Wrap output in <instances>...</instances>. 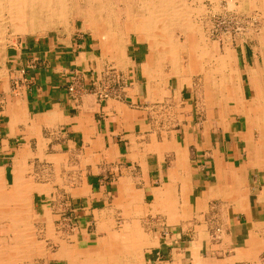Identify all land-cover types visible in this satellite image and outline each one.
Wrapping results in <instances>:
<instances>
[{"label":"crops","instance_id":"0c3cea01","mask_svg":"<svg viewBox=\"0 0 264 264\" xmlns=\"http://www.w3.org/2000/svg\"><path fill=\"white\" fill-rule=\"evenodd\" d=\"M175 29L151 42L134 28L119 53L112 36L65 26L1 47L0 205H19L39 185L31 208L48 223L45 206L61 194L47 192L65 189L74 227L67 241L49 232L60 241L49 264H133L108 257L126 223L135 246L139 220L150 222L147 264H264V152L249 155L243 112L264 104L255 100L264 92V35L209 38L214 50L205 52L194 32L177 38ZM108 68L121 76L120 100L96 96ZM5 215L9 226L19 220Z\"/></svg>","mask_w":264,"mask_h":264},{"label":"bare ground","instance_id":"6f19581e","mask_svg":"<svg viewBox=\"0 0 264 264\" xmlns=\"http://www.w3.org/2000/svg\"><path fill=\"white\" fill-rule=\"evenodd\" d=\"M123 1L125 2V4H127L126 5L127 7L125 6L126 9L127 10H129L128 8L131 9V7H129L128 5L130 2L133 3V0H123ZM141 1H142V4L144 5V7L146 8L147 12H145V13L148 14L147 15L148 18L144 22V24H139V23L136 24L135 21H133V23L130 22L131 26H129L128 28L130 29V31L133 30L134 28L135 29L137 28L139 30H143V32L144 31L145 32L151 31L150 32L151 34L149 36H146L151 41L153 40V38H155V36L157 37V33L154 34L156 29H160L162 27L165 29V28L169 27L171 25V23L175 24L176 21H178V20L182 21V22H185V21L187 22L189 17H190L189 12H191V10H192L191 9L192 7L190 5H188V3H186L184 0H141ZM247 1L250 4H253V0H247ZM230 3H232V2H230ZM116 6H118L117 3L116 2L113 3L111 0L109 1V3L106 0H0V29H3L4 27H6V25L8 23L11 24L12 28L10 27V29H11V31H13V34L33 32V31H35L36 28L44 29V30L48 29V28H53V27L57 26V24H60V23L67 21V17H66L65 12L66 11L68 12L69 9L73 7L76 11L81 13V15L84 17L85 25H89V27L93 28V30L98 29V26H101V25L107 26L109 28V30H111L112 25H113V17L114 16L113 15L109 16V14H108V16H109L108 18L103 17L102 13L99 14V12L101 10L107 8V7L110 9H113ZM187 11H188V14H187ZM189 22H191V21H189ZM194 27H196V26H194ZM198 31H199L198 35H196V36L198 39V43L201 46V49H202L201 51H205V52L213 51L214 47H212V46L210 47L204 41V39H203L204 37L202 36V32H200V29H198ZM147 32H146V34H147ZM5 34H6V32H5ZM105 35H106L105 37H108V36L113 37L112 39H113L114 44H112V50L115 51L114 53L121 52L122 45L125 43V41L123 43H121V41L123 40V38H122L123 36L121 34L120 35L114 34L113 32L111 34L107 33ZM194 43H193V45H194ZM198 48H196V49H198ZM109 99H111V98H109ZM255 100L256 101H264V92L258 91L257 95L255 97ZM243 107H244L243 112L245 114H250L249 109L255 108V112L253 113L255 115L254 116H249V115L247 116L248 121L250 123V129H249L250 130V132H249L250 133L249 134L250 139H249V142H250L251 146H250L249 155H251V154L259 155L260 153L263 154V152H264V104H247V105L245 104ZM253 124H256V130H258V132H259V138L261 139V143H259V144L254 143L255 134H253V133H255V132L252 130ZM252 131H253V133H252ZM251 149L253 150L254 153L252 152ZM33 185L34 186H29L30 189H28V187H27V189H25L22 192V194H21L22 199L20 200L19 205L13 206V205H8L7 203H6L7 205H5V204L0 205V217L1 218L8 217L5 215L6 213H8V214L14 213L17 215L16 218H19V220L17 219V220L12 221L13 229L19 235L18 239H16L17 240L16 244H14V246H13V244H11V245L4 247V248L0 247V264H13L14 254L19 251V250L16 251V249H18V244H19L18 240L20 239L21 232H19L20 228H19L17 221H20V220L26 221V220H30L32 218V216L34 215L32 212V209H31L32 192L34 189H39V188H40L39 190L42 189V187H39V185H35V184H33ZM5 196H7V194L5 191H3L2 187H1V178H0V200H2L1 199L2 197L5 198ZM9 196H10V198H13L12 195H9ZM10 201H12V200H10ZM13 217H15V216H13ZM22 223L24 224V226L26 225L27 227L31 224L30 222H29V224L24 223V222H22ZM138 223L135 222L134 223L135 226L133 227L134 232L136 234L135 246L133 248H128L129 240H131V239L133 240L134 237L129 239V238H127L126 233H124L123 239H121V237H118V235L116 234V237H117L116 242H118L117 244L118 245L120 244L121 246L117 248L116 253H111V254L109 253V256L111 257V259H113V260L115 259V260L120 261V262L123 259H125V260L130 261L133 264H143L142 263L143 251L145 250L147 245H149L146 242V239H148L149 237L147 236V233L142 229V227L139 226ZM47 224H48V229L52 230L50 220L48 221ZM24 226H23V228H24ZM112 239H114V238H112ZM39 250H40V247H39ZM102 253H103L102 251L99 252V256H98L99 258H100V255H102ZM103 255H106V254H103ZM92 257H93V255H92Z\"/></svg>","mask_w":264,"mask_h":264},{"label":"rangeland","instance_id":"374dc122","mask_svg":"<svg viewBox=\"0 0 264 264\" xmlns=\"http://www.w3.org/2000/svg\"><path fill=\"white\" fill-rule=\"evenodd\" d=\"M106 1L109 3L110 0H106ZM111 1L113 3L116 2L118 6H116L113 9H110L107 7V8H105L99 12V14L102 13L103 17L108 18L110 15L114 16L113 17V25H112L111 30H109V28L107 26H103V25L98 26V29L93 30V28L89 27V25H85V19L81 15V13H79L78 11H76L72 7L69 9L68 12L67 11L65 12L66 17H67V21L60 23V24H57V26H55L53 28H48L45 30L36 28L35 31H33V32L13 34V31H11V29H10L11 24L8 23L6 25V27H4L3 29H0V38H1L0 39V44H1L0 49H1V47L5 48L6 45H8L10 42L11 43L14 42L19 37H24V36H29V35H40V34H44V33L52 34L53 32H59V30H63L64 26L67 27L68 29H71L73 34L74 33L75 34H81V33H88L89 34L90 33L94 38L100 39V40H101V38L99 36H101L102 34H104V36H106L105 34H107V33L111 34L112 32L114 34H118V35L121 34L123 36L122 37L123 40L121 41V43H123L124 41L127 42L128 38H129V36H128L129 31H130V29L128 27L131 26L130 22L133 23V21H135L136 24L137 23L144 24V22L148 18V16H147L148 14L145 13V12H147L146 8L142 4L141 0H139V1L133 0V3L130 2L128 6L131 7V9L128 8L129 10L126 9L127 4H125V2L123 0H111ZM184 1L192 7L191 12H189L190 17H189L188 21L182 22V21L178 20V21H176L175 24L171 23V25L165 29L163 27L160 29H156L154 34L155 33L159 34L160 32H163V35H166V32H168V31L173 32L176 30L175 28L178 27V28H180L178 30H181V33L177 36V38H182V37L186 36L183 33L182 29H185V30L191 29L190 31L194 32L195 33L194 36L196 37V35H198V32H199L198 29H200V32H202V36L204 37V40L207 42L208 41L211 42V40H209L210 37L207 33L208 18H210L211 14L213 12H217L220 9H224V8H229V9L234 8L235 10H238V12L245 13L247 15H249V14H251L253 16L256 15V17H258V20H259L258 23L260 24V25L258 24L259 28L257 31H251L250 33L248 32L246 34V36H250L251 34L259 33V36L262 37L264 34V0H253V4H250L247 0H231V1L230 0H184ZM229 1L232 3H230ZM108 14H109V16H108ZM187 14H188V11H187ZM189 21H191V22H189ZM194 26H196V27H194ZM5 32H6V34H5ZM150 32L151 31H148L147 32L148 34H146V36H149L151 34ZM214 43H216V42H214ZM253 110H254L253 108L249 110L250 116H251ZM252 127H253L252 130L255 132V133H253V131H252V133L255 134L256 137H259V132H258V130H256V124H253ZM256 142L258 144L261 143V139L257 138V140H254V143H256ZM51 183H49V186L51 185ZM56 183L61 184L62 183L61 179L58 180ZM62 188L61 189L50 188L49 192H47V197L50 200H54L56 198V195L61 194L59 197H57L54 200V201H57L59 199L60 203H58L56 205H53V204L48 205L47 204V206H45V208H46L45 216H49V220L51 222L52 230L48 229V224L45 222L44 217H42V215H37L39 213L42 214L41 213L42 210L40 211L39 208H37L36 206H33L31 208L32 212L34 214L32 216V219H33V217H35V219L33 221H30V220L17 221L19 228H20L19 232H21V234H20V239L18 240V242H19L18 249H16V251L17 250H19V251L14 254L13 264H49L48 258L50 257V250L53 247H56L57 245L60 244V241L57 240L55 238V236L51 235L50 233L52 232V233H57V234L62 235L64 238V241L65 240L67 241L69 239V237L66 234L67 229H70V227H74V221L70 222L71 220H69V218H68L69 213L66 210V208L68 207V203H67L68 199L66 198L67 196H65V193L62 194V192H58L59 190L62 191L64 189V188L63 189ZM119 216L115 222L117 230L123 228L122 224H124L122 222V219ZM22 222L27 223V224H29V222H30L31 224L27 227L26 225L24 226V224ZM139 222L141 224L142 229L145 232L149 233L150 232L149 231L150 230V228H149L150 222L149 221L146 222V221H142V220H139ZM9 223H10L9 221L0 220V247L1 248L7 247L11 244H13V246H14V244H16V241H17L16 239H18V236L16 235V232L14 231L12 226L8 225ZM158 223H161V225L163 224L162 221L158 222ZM201 223L203 224V226H205L204 221H202ZM23 226H24V228H23ZM128 226L129 225L126 223L125 227L119 233V234H121L120 235L121 239H123L124 233H127V231H125V230L128 229ZM212 229H213V227H212ZM39 247H40V250H39ZM37 248L39 250L38 254H36ZM148 250H149V247L143 251V256H142V263L143 264H147L145 261V258H144V254ZM34 257L36 260L34 259ZM37 259H39V260L37 261ZM108 259L112 260L110 256L108 257Z\"/></svg>","mask_w":264,"mask_h":264},{"label":"built area","instance_id":"2783aa9c","mask_svg":"<svg viewBox=\"0 0 264 264\" xmlns=\"http://www.w3.org/2000/svg\"><path fill=\"white\" fill-rule=\"evenodd\" d=\"M258 17L238 12V10L224 8L213 12L208 18L207 33L209 37L219 42H232L234 39L246 36L251 31L258 30ZM260 25V24H259ZM69 91H75L74 83L69 86ZM123 84L120 74L113 68H108L101 76L96 88L98 99L114 98L120 100L123 97ZM220 232V228H215Z\"/></svg>","mask_w":264,"mask_h":264}]
</instances>
